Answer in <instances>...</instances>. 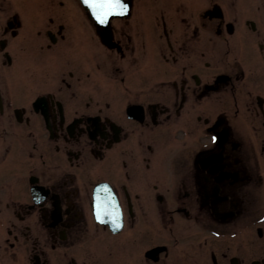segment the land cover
Masks as SVG:
<instances>
[{
	"label": "flooded vegetation",
	"instance_id": "obj_1",
	"mask_svg": "<svg viewBox=\"0 0 264 264\" xmlns=\"http://www.w3.org/2000/svg\"><path fill=\"white\" fill-rule=\"evenodd\" d=\"M124 2L0 0V264H264V0Z\"/></svg>",
	"mask_w": 264,
	"mask_h": 264
},
{
	"label": "snow or ice",
	"instance_id": "obj_2",
	"mask_svg": "<svg viewBox=\"0 0 264 264\" xmlns=\"http://www.w3.org/2000/svg\"><path fill=\"white\" fill-rule=\"evenodd\" d=\"M84 5L89 9L92 17L98 24L104 25L114 16H123L127 14L128 5L124 0H83ZM216 138L213 137L215 142ZM105 192H110V189H103ZM111 199V197H109ZM98 222H104L100 219L99 213H97ZM114 226L119 229L121 224L115 223L113 218Z\"/></svg>",
	"mask_w": 264,
	"mask_h": 264
}]
</instances>
